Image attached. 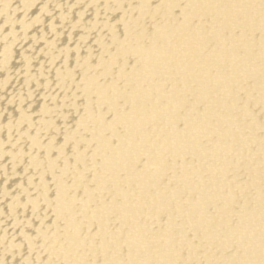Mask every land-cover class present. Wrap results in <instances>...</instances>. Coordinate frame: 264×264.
<instances>
[{
	"label": "bare ground",
	"instance_id": "obj_1",
	"mask_svg": "<svg viewBox=\"0 0 264 264\" xmlns=\"http://www.w3.org/2000/svg\"><path fill=\"white\" fill-rule=\"evenodd\" d=\"M0 264H264V0H0Z\"/></svg>",
	"mask_w": 264,
	"mask_h": 264
}]
</instances>
